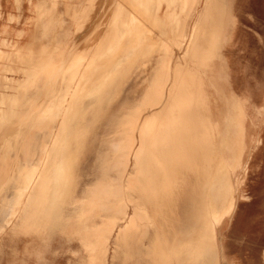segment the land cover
<instances>
[{
    "label": "rangeland",
    "instance_id": "374dc122",
    "mask_svg": "<svg viewBox=\"0 0 264 264\" xmlns=\"http://www.w3.org/2000/svg\"><path fill=\"white\" fill-rule=\"evenodd\" d=\"M107 1L111 4L107 2V5L101 7L99 5H89L88 1L87 4H83V0H38L35 3L34 14L31 15L29 14L28 5L26 7L22 6L23 0H0V38L3 37L9 42L22 45L33 35L37 39L35 47L42 51L41 54H49V61L45 69L42 70L41 75L37 77L35 88L31 91L32 97L31 95L25 96L22 91H19L21 93L19 98L22 101L19 112L22 119L26 120L31 114L38 112L36 108L44 101L46 92L51 87V84L59 81L58 73L65 68L71 71L70 65L72 66L75 58L83 56L90 43L93 44L89 46L92 48L84 53L83 57L85 60L79 64L81 67L87 65L89 57L97 52H102L108 43L113 41L114 38L112 39V37L117 34V24L125 20L126 14H124V10L121 9L117 2L115 4L116 0ZM160 1L161 4L165 3L167 12L171 9L175 14H179L182 17L185 33L189 31L193 33L194 29L189 30V26L190 22L194 26L195 14L202 17L203 8L211 7L207 5L209 0H184L185 4L177 7L173 5L174 1L183 0ZM214 1L217 2V5H212L214 15L211 17L215 18V20L217 19L215 25L216 23L219 25L221 24L224 9V6L220 4H223L224 0ZM231 7L233 17L232 19L225 17L220 38L227 33L229 27L240 20H242V26L245 28H252L256 23L255 18H260L264 23V0H233ZM109 8L111 9L109 10ZM112 9L115 11L113 12ZM119 9L121 10L120 15L118 14ZM100 11H102L101 15L99 14ZM115 12L116 14L111 19L112 13ZM103 17L107 18L104 19ZM131 17L135 18V16ZM34 22L36 25L38 23L36 31ZM19 30H23L25 33L21 36L16 35ZM87 30L89 31L87 32ZM102 34L103 36L106 35V38L104 36L105 39L99 40V38L103 37ZM201 34L202 32H200ZM168 37H170L168 42L169 40L172 41L171 44L170 42L168 43L170 45L167 44L166 46L171 54L169 61L173 63L174 68L179 65V67H188L192 72L195 68H198L197 63L194 61L193 49V47H196V43H194V46H190L193 43L191 44L189 41L188 46L190 47L186 48V51L184 50L182 58H178L176 57L177 53L172 51V49L176 47L182 49L179 47L180 43H183V37L180 34L175 35L173 38L169 34ZM96 38L97 40H95ZM201 40L199 39L197 46L200 59L206 55V50L211 49L210 45L208 47L201 45ZM194 41H196L195 38ZM85 43L89 45L87 44L84 48L83 45L85 46ZM176 43L180 45L176 46ZM52 47L54 49L57 48L54 51ZM78 47L81 48L83 53L76 50ZM214 48L216 47L214 46ZM83 49L86 50L83 51ZM92 49L96 52L92 51ZM164 50V44H161L156 37L153 38L150 31L146 34L143 47L137 53V61L144 60L153 52L159 51L160 53L157 52L154 55V63L155 67H157L161 56L164 55ZM75 53H77V56L74 55ZM88 53L89 55H87ZM210 54L212 56L217 55L216 50L214 49V52ZM174 57L176 58L174 59ZM198 65L204 68L209 66L205 60L203 63L199 62ZM147 66L148 64L146 63L139 64L124 79L119 96L97 129L91 152L82 161L77 196L86 204L77 210V215L86 211L85 214H87L88 218L83 223V226L85 235H87L85 237L88 238L84 237L85 239H82L83 236L76 230V225L69 222L61 232L59 231L47 238V244L42 256L36 258L30 254L38 243L36 236L30 233H21V235L14 236L15 238H10L9 230L15 221L14 218H11L0 232V264H100L99 261L92 262L89 260L93 256L100 259L103 257L100 248H97L96 253L92 254V256L85 245V240H93L98 233L101 235L100 240L107 242V261L105 264H154L153 259L146 254L145 249L158 230L143 218V205H139L141 200L143 202L142 196L146 194V190L141 188L143 183L140 180L141 164L150 160L163 161L164 151L169 150L170 146L173 148L179 136L174 125H178L181 122L200 130L201 124L199 119H197L198 116L193 117L192 120L188 119L186 115L177 119L171 117L172 108H168V106L172 107V105H169L172 96L169 91L166 95L164 94L165 86L170 84V75L166 76L165 81L163 76H161L159 83L156 82V86H153L151 84L152 80L148 81L147 74L149 71ZM150 72L152 73V71ZM12 77L20 80L22 84L25 82V79L20 74H13ZM70 86L71 81L68 77L64 82V89L68 90ZM239 91L240 88L237 87L229 103L225 102V107L218 110L216 119H219L217 124H215L217 128L214 129L213 126L210 138L205 137V142L203 143L196 141L199 145H204L207 151L216 158L219 156L220 146L224 142L225 137L231 133L233 110L229 109V106L235 96L247 98L248 112L252 111V107L249 105L259 106L264 103L263 90L260 96H254L255 99L250 92ZM147 95L153 100L149 99L150 101H147ZM30 98H32L31 102H29ZM33 102L34 104H32ZM30 103L31 107L29 106ZM200 107L198 105L197 111L195 109L193 113H198V109L200 112ZM148 111L151 112L149 113L151 118L148 116ZM226 112L227 116L224 118L223 116H225ZM262 116L256 125L249 130L260 141H258V144L253 145L254 148L252 146L249 148L244 168L235 175V207L231 215L216 228L217 242L223 248L227 264H264V113ZM203 120L206 122L205 116H203ZM61 129L59 118L54 120L45 118L36 122L31 129L23 134L16 150L12 152L5 149L0 150V184L9 173L11 162L16 161L18 174L29 167L40 166L44 159L46 160L50 156L54 140L60 134ZM172 129L174 130L173 132ZM194 135L195 137L199 136V132ZM167 139H169L168 142H166ZM185 181L188 184L182 192L186 193L192 190V195L189 194V196L185 197V194H182L180 198L176 199L173 207L176 218L168 216V221H166L163 229V233L167 234L168 239H170L169 232L171 230H176L182 238H185L194 229L197 222L200 207L197 197L202 192L201 184H196L194 175L189 174ZM14 191L15 186L12 181L5 201L8 210H15L20 202V198L14 194ZM177 192L178 194L180 193L179 190ZM225 197H219V200H223ZM1 203L0 199V206ZM108 208L124 209L126 213L118 215L108 211H97L109 210ZM165 213L167 212H162V214ZM77 215L74 217V221L77 220ZM132 215L134 218L131 221L129 217ZM112 223H114V227ZM68 225L69 227H67ZM124 233L126 235L122 241L121 237ZM123 242L128 244L126 245Z\"/></svg>",
    "mask_w": 264,
    "mask_h": 264
},
{
    "label": "bare ground",
    "instance_id": "6f19581e",
    "mask_svg": "<svg viewBox=\"0 0 264 264\" xmlns=\"http://www.w3.org/2000/svg\"><path fill=\"white\" fill-rule=\"evenodd\" d=\"M122 1V5H119L124 10L126 17L122 16L125 20L117 24V34L112 37V39L114 38L113 41H110L111 43L109 42L102 52H97L93 56L90 55L91 57L88 58L89 61L84 67L79 66V64L85 60L83 57L84 53L89 51L92 48L89 46L93 44L85 43L86 45H83V47L85 48L88 44L89 50L85 49V51L83 49L84 53L78 47L76 50L81 51L83 56L75 58L72 66L70 65L71 71L65 68L58 73L59 81L51 84V87L46 92L44 101L36 108L38 112L34 113L32 111L34 114H31L26 120L20 117L19 110L22 106V101L19 98L21 94L19 91H22L25 96L31 95V91L35 88L37 77L41 75L42 70L45 69L49 61V54H41L42 51L35 47L37 39L33 35L22 45L9 42L3 37L0 38V150L5 149L10 152L16 150L23 134L31 129L36 122L45 118L49 120L59 118L62 126L60 134L54 140L50 156L46 160L44 159L40 166L29 167L18 174L16 161L11 162L9 173L0 184V199L2 201L0 206V232L9 223L10 219L14 218V224L9 230L10 238L21 235V233H30L36 236L38 243L33 251L30 252L36 258L42 256L47 244V238L59 231L61 232L69 222L76 225L75 228L82 234V239L87 236L83 226V223L88 218L87 214H85L86 211L77 215V210L86 204L77 196L81 178V164L86 155L91 152L97 129L111 106L115 103L122 89L124 79L130 74L131 67L136 63L137 53L144 45L146 34L151 31L152 37H156L161 44L166 40L168 41L169 34L172 38L180 34L183 37V43L179 44V48L185 47V51L188 48L189 41L191 44L193 43L192 46H194V43L198 46L199 39H202L200 44L204 45V47L210 45L212 49L206 50V55L201 58L207 61L212 56L210 53H213L214 49L216 53L218 52V42L225 17L230 19L233 17L231 12L233 0H224L223 4H220L224 6L221 24L217 25L216 23L215 25L217 19L215 20L211 16L214 15L212 5H217V2L209 0L207 5L211 7L203 8L198 27L195 29L196 26H192L191 29H194L193 33L192 31L185 33L183 19L179 14H175L171 9L167 12L166 9L164 16L158 15L161 8L160 0ZM183 4H185L184 0L174 1L173 3L175 7ZM182 9L184 8L182 7ZM118 11L120 15L121 10L119 9ZM215 12L217 11L215 10ZM112 14V16L110 15L111 19H113L112 17L116 12ZM131 16H135V18ZM36 28H38V23L35 31ZM200 32H202L201 35ZM23 33L25 31L19 30L16 35L21 36ZM203 35L205 36L203 37ZM104 36L106 38V35ZM104 36L99 38V40L104 38ZM194 38L196 41H194ZM90 40L92 41V39ZM171 41L169 40L170 44ZM175 45L179 46L177 43ZM214 46L216 48L213 49ZM56 48H53L54 51ZM92 51L95 50L92 49ZM74 55L77 56V53ZM88 59L86 56V61ZM13 74H20L25 79L24 84L12 77ZM67 76L71 81V86L68 90H65L64 82L68 78ZM173 97L176 98L175 96ZM151 99L153 100V98ZM31 101L32 98L29 99V102ZM175 104H177V101ZM169 105L171 106V103ZM29 106L31 107V103ZM249 106L252 107L251 112L247 110V98L235 96L229 106V109L233 110L231 136L227 135L225 137L217 158L212 156L204 145L201 146L196 143V141L205 142V137L210 138V134L213 132V124L210 118L206 116V122L201 118L203 128L202 132L197 131L199 136L195 137L194 135L199 128H193L186 123L182 124L179 122L178 125H174L175 130L179 134L176 145L173 148L170 146L169 150L164 151L163 161L150 160L141 164L140 180L143 182L141 188L146 190V194L142 196L143 202L141 200L139 205H143V218L158 230L145 249L146 254L151 256L154 264H227L223 248L217 242L216 228L231 215L236 204L235 175L244 168L249 148L260 141L249 130L263 117L264 103L259 106ZM168 108L171 107L168 106ZM226 116L227 112L223 117L225 118ZM172 118L177 119L179 117L174 116ZM218 119H216L215 124H217ZM168 141L169 139L166 140V142ZM188 174L194 175L196 184H201L202 188V192L197 197L200 205L197 222L194 229L185 238H182L176 230H171L169 232L170 239H168L169 237L166 233H163V229L166 221H168L167 217H175V209L173 207L176 199L180 198L182 194H185V197L189 196V194L192 195V190L186 193L182 192L188 184L185 181ZM12 181L15 186L14 194L20 198V202L19 204L17 203L18 206L15 210H8L5 201ZM178 190L180 191L179 194L178 192L176 193ZM224 196L226 197L223 200H219V197L222 198ZM108 209L97 211H108L118 215L126 213L124 209ZM162 212L167 213L162 214ZM76 215L78 218L74 221ZM133 218L132 215L129 220L132 221ZM125 235L124 233L121 237L122 241ZM100 237L99 233L96 234L93 240H85V245L90 255H94L97 248H100L103 257L100 259L92 255L93 257L89 260L105 264L107 261V242L101 241ZM24 241L27 242L26 240ZM123 243L128 244L127 242Z\"/></svg>",
    "mask_w": 264,
    "mask_h": 264
},
{
    "label": "crops",
    "instance_id": "0c3cea01",
    "mask_svg": "<svg viewBox=\"0 0 264 264\" xmlns=\"http://www.w3.org/2000/svg\"><path fill=\"white\" fill-rule=\"evenodd\" d=\"M37 1L38 0H23L22 6L26 7L28 5L29 14L33 15L35 3ZM87 1L89 5L95 6H104L107 4V0H95L97 2L94 0H83V4H87ZM116 2L120 5L123 3L122 0H116ZM4 4L2 3V5ZM160 7L158 15L164 16L166 11L165 3L163 2ZM101 12L102 11H100V15ZM200 18L201 15L195 14V29L201 21ZM255 19L256 23L252 26V28H245L242 26V20L229 27L227 33L223 35V37L219 38L217 55H213L209 58V60H207V63L209 64L207 68L199 67L198 65L199 62L203 63L204 60L199 58L200 54L198 53L199 50L197 46L194 48V61L197 63L198 68H195L193 72L188 69V67L185 68L180 66V68L179 65H176L179 68H174L173 63L169 61L171 54L166 46L169 42L166 40L167 42L164 41L163 43L165 49L163 51L164 55L161 56L157 67H155L154 55L157 52L160 53L159 51L153 52L150 56L144 58V60L137 61L131 67L130 74L139 66V64H148L147 70L149 73L147 74V77L149 82L152 80L151 84L153 86H156V82L159 83L161 76H163V80L165 81L166 76L170 75V84L167 86L164 85V94L166 95L169 91L171 96L173 95L176 97L175 100L172 96L173 100H171V108L173 110L171 111V117H183L186 115L188 119L192 120L193 117L198 116L197 119L200 121L201 129H197L195 132L198 130L202 132L203 123L201 122V118H203V116H207L210 118V121L215 129L217 128L215 121L218 116V110L223 109L226 103H229L237 87L240 88L241 92H250L253 94L254 99L255 95L259 94L260 96L262 90L264 91V23L260 18ZM190 23L192 24V22ZM191 24L189 29L192 27ZM153 31L155 30L153 29ZM184 50L185 47L182 49H173V51L177 53L176 57L178 58H182ZM171 70H173L172 73ZM150 71H152V73ZM173 101L175 103L177 101V104L179 105L175 104ZM198 105L199 107L201 106L200 108L202 114L201 112L199 113V109L198 113H193ZM175 110L177 111L175 112ZM149 113L151 112L148 111V115Z\"/></svg>",
    "mask_w": 264,
    "mask_h": 264
}]
</instances>
